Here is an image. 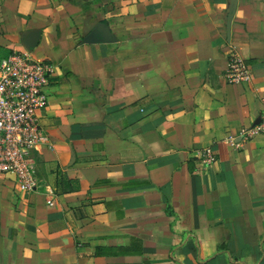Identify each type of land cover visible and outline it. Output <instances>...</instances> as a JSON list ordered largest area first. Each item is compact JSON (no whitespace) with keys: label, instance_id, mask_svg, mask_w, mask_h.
Returning <instances> with one entry per match:
<instances>
[{"label":"crops","instance_id":"1","mask_svg":"<svg viewBox=\"0 0 264 264\" xmlns=\"http://www.w3.org/2000/svg\"><path fill=\"white\" fill-rule=\"evenodd\" d=\"M16 51L56 74L39 188L0 175V264H264V0H0Z\"/></svg>","mask_w":264,"mask_h":264},{"label":"built area","instance_id":"2","mask_svg":"<svg viewBox=\"0 0 264 264\" xmlns=\"http://www.w3.org/2000/svg\"><path fill=\"white\" fill-rule=\"evenodd\" d=\"M55 74L56 66L51 61L38 60L31 51L0 56V175H12L15 192L22 196L39 188L35 153L49 142L42 114L49 105ZM253 80V66L231 53L226 81L249 85ZM262 134L264 111L253 126L241 132V137L249 141ZM230 141L234 143L233 138ZM216 162L214 150L205 149L203 164L210 167Z\"/></svg>","mask_w":264,"mask_h":264}]
</instances>
